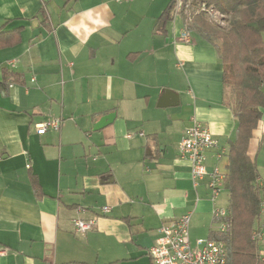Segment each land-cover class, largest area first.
<instances>
[{"label":"crops","instance_id":"0c3cea01","mask_svg":"<svg viewBox=\"0 0 264 264\" xmlns=\"http://www.w3.org/2000/svg\"><path fill=\"white\" fill-rule=\"evenodd\" d=\"M170 1L0 0V27L21 28L0 48V264H152L163 222L218 230L211 211L227 206L209 176L193 184L178 143L194 117L218 142L207 170L227 174L237 121L216 47L182 12L159 19ZM260 111L247 154L261 187ZM76 218L95 224L82 234Z\"/></svg>","mask_w":264,"mask_h":264},{"label":"trees","instance_id":"16d2710c","mask_svg":"<svg viewBox=\"0 0 264 264\" xmlns=\"http://www.w3.org/2000/svg\"><path fill=\"white\" fill-rule=\"evenodd\" d=\"M189 1L192 13L204 3L225 15L223 26L208 22L203 13L193 14L190 21L217 49L223 64V86L229 96L226 102L237 121L236 136L228 146L229 164L224 180V189L228 192V228L224 233L212 231L209 238L226 244L227 264H257L258 246L251 236L258 224L262 186L257 181L256 163L249 158L247 149L252 131L261 118L260 108H264V42L261 37L264 0ZM173 6L174 0H171L159 19L170 20ZM20 31L21 28L5 31L1 26L0 48L18 44Z\"/></svg>","mask_w":264,"mask_h":264},{"label":"built area","instance_id":"2783aa9c","mask_svg":"<svg viewBox=\"0 0 264 264\" xmlns=\"http://www.w3.org/2000/svg\"><path fill=\"white\" fill-rule=\"evenodd\" d=\"M173 11L182 12L184 17L190 21L193 14L203 13L215 24H223L225 15L215 7L199 4L192 13L189 0H174ZM179 39L190 42V36L183 30ZM61 120L48 119L36 125L37 133L42 134L48 129L59 130ZM218 145L217 140L210 130L203 126L194 117L190 118V124L183 131L179 143V157L190 162V173L193 184L202 180L205 176L210 179L207 183L209 199L216 201L224 190L225 175L218 167H214L211 172L207 170L205 164L206 152ZM264 187V184H262ZM103 213L108 211V207L101 208ZM212 216L219 219L218 231L225 232L228 228L226 220L229 212L227 207H213ZM95 224V219L76 218L73 220L75 231L84 234ZM190 215L182 214L168 222H163L159 227V236L154 244L147 249V254L152 264H227L228 252L226 244L222 240L210 238L197 239L192 246L190 241ZM256 242L257 264H264V197L261 198L258 212V224L254 228L251 236Z\"/></svg>","mask_w":264,"mask_h":264},{"label":"rangeland","instance_id":"374dc122","mask_svg":"<svg viewBox=\"0 0 264 264\" xmlns=\"http://www.w3.org/2000/svg\"><path fill=\"white\" fill-rule=\"evenodd\" d=\"M204 17L206 18V20L209 22H211L212 24H215L214 22H212L205 14H204ZM218 25V24H217ZM216 25V26H217ZM225 25V22L223 24H219L218 26H223ZM264 32H262L261 34V37H262V40L264 42ZM228 95H227V99H228ZM264 188V187H262ZM217 203L220 204V205H224V206H227L228 204V192L226 190H224L220 196V198L217 200ZM203 221H201L200 218L196 217V216H192L191 220H190V241H191V244L192 246L195 245V240L198 239V238H207L208 235H204L203 234V231L205 232V228L203 226Z\"/></svg>","mask_w":264,"mask_h":264}]
</instances>
